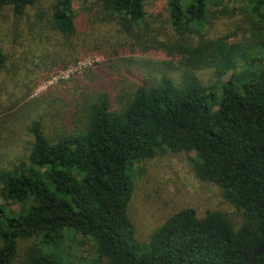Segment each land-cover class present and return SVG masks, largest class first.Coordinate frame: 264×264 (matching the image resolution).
I'll return each mask as SVG.
<instances>
[{
  "label": "trees",
  "instance_id": "obj_1",
  "mask_svg": "<svg viewBox=\"0 0 264 264\" xmlns=\"http://www.w3.org/2000/svg\"><path fill=\"white\" fill-rule=\"evenodd\" d=\"M219 5L0 0V264H72L71 233L103 264H248L264 245V0L204 32ZM89 54L104 59L31 98ZM164 154L217 202L144 229L137 182Z\"/></svg>",
  "mask_w": 264,
  "mask_h": 264
},
{
  "label": "rangeland",
  "instance_id": "obj_2",
  "mask_svg": "<svg viewBox=\"0 0 264 264\" xmlns=\"http://www.w3.org/2000/svg\"><path fill=\"white\" fill-rule=\"evenodd\" d=\"M210 4L220 2L217 8H210L211 17L208 23L203 26L204 32H209L214 28L216 16H224L221 23L230 30H234L238 23L242 22L244 16H241V10L244 6L253 4L255 0H208ZM166 0H147L149 12H159L162 10ZM228 7V8H225ZM237 7V8H233ZM230 9V10H229ZM232 10V11H231ZM233 13V14H232ZM215 16V17H214ZM214 20V21H213ZM218 20V19H217ZM210 25V26H209ZM206 26V27H205ZM155 57V55H150ZM147 57H149L147 55ZM104 58L98 55H86L80 57L77 62H72L67 66L55 69L49 78L37 85L31 98H47L50 95V89L60 85L63 80L71 78L77 73L84 72L96 61H102ZM194 156L195 160H199ZM146 172V173H145ZM143 181H138L139 195L134 198V209L136 216L139 217L141 226L146 229L148 225L158 217L163 211L169 210L173 206H191L217 202L216 188L205 184L195 174L192 165L185 156L164 154L158 156L151 164L150 169L145 171ZM233 213V207L225 206ZM66 258L72 264H103L97 254V249L90 238L80 234L71 233L67 237L64 248Z\"/></svg>",
  "mask_w": 264,
  "mask_h": 264
},
{
  "label": "water",
  "instance_id": "obj_3",
  "mask_svg": "<svg viewBox=\"0 0 264 264\" xmlns=\"http://www.w3.org/2000/svg\"><path fill=\"white\" fill-rule=\"evenodd\" d=\"M262 253H264V245L261 246V247H259V248L256 250V252H255V253L252 255V257L248 260V264H253L255 258H256L258 255L262 254Z\"/></svg>",
  "mask_w": 264,
  "mask_h": 264
}]
</instances>
